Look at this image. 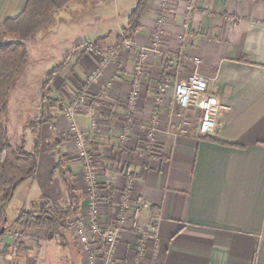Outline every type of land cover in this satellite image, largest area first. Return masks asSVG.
Returning <instances> with one entry per match:
<instances>
[{
	"label": "crops",
	"instance_id": "0c3cea01",
	"mask_svg": "<svg viewBox=\"0 0 264 264\" xmlns=\"http://www.w3.org/2000/svg\"><path fill=\"white\" fill-rule=\"evenodd\" d=\"M137 1L55 0L53 21L36 35L33 46L54 51L66 48L67 57L80 44L102 38H114L113 44L107 46L105 42L104 46L115 47ZM26 3L0 0V27L7 19L19 16ZM173 6L163 28L161 51L183 49L187 57L201 59L199 70L209 79V92L225 107L218 116L217 130L205 136L193 130H175L182 123L188 128L189 122L179 115L173 85L187 80L196 67L190 59L168 61L164 54L153 51L151 35L160 13L159 0H153L140 31L131 40L135 48L123 45L112 53L76 57L53 82L57 91L69 81L74 86L60 101L54 130L49 125L41 129L37 176L42 180L34 183L32 179L31 186L20 194L18 189L14 198L19 194L21 209L34 203L43 205L42 198L53 202L67 198L64 184L55 179L60 175L59 156L55 154H61L82 196V209L85 207L89 198L83 163L73 151L74 141L67 140L70 127L63 118V108L73 102L77 79L83 81L92 66L108 61L104 81L113 80L114 85L102 101V120L95 139L98 162L106 168L98 189L100 199L109 200L115 208L126 188L127 174L136 177L132 198L144 205L142 226L153 229L158 238V249L150 244L151 255L143 264H264V2L180 0ZM142 48L148 49L146 76L133 115L134 131L122 144L119 137ZM164 74L169 75L170 82L164 102L159 104L157 85ZM59 78L63 82L57 86ZM89 89L92 96L98 93L95 87ZM154 116L157 157L143 151ZM77 124L82 132H90L88 116L80 115ZM53 132L56 138L66 139L58 146H62L60 151L48 153ZM25 138L26 132L23 141ZM32 139L34 150L37 139L34 135ZM110 216L113 218V209ZM36 234L48 239L47 231H35L30 236ZM134 240L133 233L124 235L117 250L120 263L136 264L135 251L129 245ZM32 249L34 257H28L32 264H77L72 246L59 248L56 253L41 244ZM26 260L24 256L12 264H27Z\"/></svg>",
	"mask_w": 264,
	"mask_h": 264
},
{
	"label": "rangeland",
	"instance_id": "374dc122",
	"mask_svg": "<svg viewBox=\"0 0 264 264\" xmlns=\"http://www.w3.org/2000/svg\"><path fill=\"white\" fill-rule=\"evenodd\" d=\"M180 0H169L168 1V8L172 5L174 2H178ZM253 3H257V2H261L264 0H251ZM170 3V4H169ZM172 7L170 8V11L172 9ZM170 15H172L170 13ZM170 19V18H169ZM53 21H50V23L43 27L42 29H40L39 32H37L34 36H32L28 41H27V47L30 51V57L28 58V62L27 65L25 66L26 68H24L23 72L21 73L22 75L20 76L18 82L16 83L11 96L8 100L7 103V107H6V123H7V127H8V133H9V137L12 141L13 144L15 145H20V142L23 141L25 132H26V146H27V150L28 151H33L32 149V133L26 129V127L31 124L32 122L36 121L38 118H40L41 116V99H42V85L43 82L47 76V74H49L50 72H52L58 65H60L66 58H67V49L66 48H60L58 50L55 49V51L53 50V48H38L37 46H33L34 43V39L36 38V35L39 33L42 34V31H44L45 29H47V27H49V25H51ZM164 28V26H163ZM161 27H159L158 29H155V31H160ZM123 31V30H122ZM1 35L0 36V44L9 42L13 39H15V36H11V35H6L3 30H1ZM115 34H117L116 32H114ZM122 33V32H121ZM2 37V38H1ZM152 39L154 38L153 35H151ZM109 39V38H108ZM106 41V45H111L113 44L111 41L114 39H111ZM155 39V38H154ZM162 42V40H161ZM81 45V44H80ZM75 50V49H74ZM73 53V51H72ZM93 53V52H91ZM169 54H173L172 52H168ZM180 53V52H179ZM95 54V53H93ZM77 57V56H76ZM75 57V58H76ZM72 65V62H71ZM70 65V66H71ZM137 65V64H136ZM70 66L66 69L68 70L70 68ZM98 67L97 66H92L89 69V73L88 75H85V78H83V81H80L77 79V87H74V89L76 90L75 93V97L73 99V102L69 105V106H65L63 108V118L64 120L68 121L67 119V112L70 109V107L73 105V103L76 101V99H78V96L80 94L83 95V92L86 93V100L84 99V101L82 102L83 105L85 106H89V101H93V103L95 102V100H97L99 97H101L103 95L104 92H108L112 89V86H108L109 83H113V80H109V81H104V77L98 82V84H88V79L89 76L93 73V71ZM65 72V71H64ZM66 75V74H65ZM63 75V76H65ZM71 74H68V76ZM84 75V74H83ZM133 80H134V76L132 79V87H133ZM162 80V79H161ZM57 86L58 84L61 85L63 80L61 78H59L57 80ZM160 83V82H159ZM158 83V84H159ZM74 85L71 83V81H69L66 85L62 86L60 91H57V88L53 87V85L51 84V91H52V96L53 99H58L59 102L61 101V99L65 98V93L66 91H69L72 89ZM95 87L98 91L97 94H95L94 96L88 94L89 92V87ZM85 89V90H84ZM142 89V88H141ZM84 90V91H83ZM141 91V90H140ZM103 97L105 98V95H103ZM94 98V99H93ZM139 100V98H138ZM104 103V102H103ZM102 103V106H103ZM175 103V102H174ZM60 107V104H59ZM138 107V105H137ZM136 107V109H137ZM99 115L101 114V116H99V120L97 122V125L95 128H93L92 126V121L91 119L88 117V119L90 120L91 123V130L90 132L84 133L79 129V126L77 124V118L80 115H85L87 116V112L84 109H79L76 114H75V121H76V125L77 128L80 130L79 132L81 133V136L83 137V139H85L86 137H89L90 139H92L93 141H95V139L98 138V131H99V127H100V121L102 120V109L101 111H98ZM134 113H136L135 111H126V113L124 114V126L123 129L126 127V123L127 120L130 118V116H132V120H133V124H134V119H133V115ZM179 115L182 118L183 121H188L189 122V126L188 128L186 127H182L181 125H178L175 130L177 132H182V131H187V130H193L195 133H197L200 136H203L200 132H199V124H200V115L195 112V110L191 109L190 111H182L181 109L179 110ZM157 116H154V121H152L151 125L152 128L150 127L149 131H148V136H147V140L148 142L145 143L143 145L144 148V152L148 153L149 155L153 156V157H157L159 156V152L156 150V139H155V128L157 126ZM182 121V122H183ZM186 121V122H187ZM70 123V122H69ZM71 124H74V121L71 122ZM185 125V124H184ZM70 127V124H69ZM152 130H154V135L152 134ZM153 135L155 143H153V145H151L150 143V135ZM122 135V134H121ZM132 133L128 134L126 136V140L122 141V144H125V142L131 137ZM54 137V138H53ZM68 141H75V138L77 137L76 134L72 131H69L68 135L66 136ZM65 136H62L60 139L56 138V133L53 132V136L51 137V139L49 140L48 143V153L50 148H52L51 146H54V141L56 142H63L66 139ZM120 139V138H119ZM150 146L151 147V151L148 149V151L146 150V147ZM62 147V146H61ZM61 147H55L56 150L58 149V151H60L62 148ZM88 149L91 151V156L93 158V163L95 164V169L97 168V170H95V177L98 178V183L96 184H91V181L88 180V182L85 179V175L83 174V182L85 184V188L87 189V194H88V200L85 203V207L81 210V213L77 216L74 217L68 221L65 222V225L67 226V230L66 232H63L64 236L62 237L61 235H52L50 233H48V239H40L44 238L45 236H38L37 234L35 236H30V234L34 233L35 231H40V230H28V231H24L18 227H15L12 222H14L19 214V211L24 210V211H34V207L32 206H26L23 209H21L22 205H20V200H19V194L20 192L28 187L31 186V184L33 182H31L32 180L26 181L25 183H28V185L26 184H22L19 187V194L16 196V198H14V202L11 203L9 209H8V213H7V218L8 220H10V224L8 225V230L6 231L5 235L2 236V238H0V264H12V263H16L17 260H21L24 256L26 257V261L27 264H32V260H29L28 257H34V254H32V248L36 249L38 247V245H43L44 248H47L51 253H56L59 248H66L68 246H72V250L74 253V257H76V263L77 264H99V261L102 259V254H103V249H102V244H99L96 239L94 238V236H92V214L90 213V207L91 205L95 206V211H97V218L99 221V224L101 226V228L103 229H109V228H115V227H119L121 229V234H120V239L118 241V245L122 242L123 237L126 233H133L135 235L136 240L132 241L129 243L130 248H133V250L135 251V260H136V264H143L145 259L147 257L145 256H140L139 252H138V247L140 244H143L144 242H147L146 244H148L147 250L148 251V259H149V255L150 254V244H154L153 241H151V239L154 236V230L150 229V230H145L142 226V218H143V214H144V205L143 203L138 200H126V202L130 205L129 208L130 209H126L123 210V203H124V197H132V188L130 190H128V186H129V180H133V184L132 187L136 181V177L133 174H127L126 179H127V184H126V188L123 191V193L121 194V199L119 201L118 207H111L112 203L109 200H101L100 199V195H102L101 190H99V183H100V177L104 174V172H106V168L104 166V164L98 162L97 159V151H94L92 148L88 147ZM57 151V152H58ZM73 151H75V154L77 155L76 151L77 149H75V145L73 146ZM155 153V154H154ZM61 155V154H60ZM64 157V156H63ZM78 157V156H77ZM78 159H80V161L82 162V159L80 157H78ZM98 173V175H97ZM55 179L62 181L61 176L58 175L55 177ZM38 180H42V178H40L39 176H37L36 178H34V183L38 182ZM54 181H51L50 183H53ZM31 183V184H30ZM61 184H64L63 181L60 182ZM73 184H74V179H73ZM28 186V187H27ZM97 186V187H96ZM74 187L76 188L75 184ZM65 188V186H64ZM77 189V188H76ZM65 192H66V188H65ZM111 193V191L109 192ZM67 194V193H66ZM105 195V194H103ZM47 199V198H46ZM52 201V200H51ZM56 203H59L63 206H67L68 205V200L67 198H65L63 200L57 201ZM42 207V209L44 208V204H39L38 205V209H40ZM21 209V210H20ZM113 209V218H110L111 216V212ZM82 211L83 215H82ZM103 212L105 213L103 215ZM102 216L105 217L104 220H102ZM125 217V218H124ZM80 229L82 231V234H80ZM34 231V232H33ZM45 231V230H43ZM88 238L87 241L83 242L81 241V236H84ZM145 235H148V240H145ZM35 239V240H32ZM118 245H117V250H118ZM42 248V246H40ZM40 248V249H41ZM76 253H78V255H76ZM116 261L118 264H123L120 263V261L117 258V251H116Z\"/></svg>",
	"mask_w": 264,
	"mask_h": 264
},
{
	"label": "trees",
	"instance_id": "16d2710c",
	"mask_svg": "<svg viewBox=\"0 0 264 264\" xmlns=\"http://www.w3.org/2000/svg\"><path fill=\"white\" fill-rule=\"evenodd\" d=\"M152 2L153 0L137 1L129 15L128 26L119 34L115 47L104 46L107 38L81 44L60 65L47 74L41 90V116L26 127L37 139L33 151L25 148L26 141H22L20 145L12 143L6 123V107L28 62L27 41L50 23L57 10L56 2L55 0H27L24 11L15 18L7 19L0 27L6 35L15 36V39L0 44V231L3 227H6V231L8 230L10 220L5 221V219L19 187L37 176L42 127L49 125L52 131L54 130L60 102L58 99H53L51 84L71 65L76 56L82 58L91 52L95 54L112 53L123 46L126 41L132 40L134 35L140 31L141 21ZM61 143L55 141L54 145L58 147ZM85 143L94 151H98V144L89 137L85 138ZM51 147L49 152L53 153L56 148ZM55 155L59 156L58 171L66 188L68 205L63 206L42 198L40 202L44 204L43 209L42 207L38 209L39 204L34 203V211H19L12 224L24 231L45 230L54 236L63 237V232L67 230L65 222L81 213L83 199L74 187L71 171L66 169L65 158L60 154ZM4 235L5 233L2 236Z\"/></svg>",
	"mask_w": 264,
	"mask_h": 264
},
{
	"label": "built area",
	"instance_id": "2783aa9c",
	"mask_svg": "<svg viewBox=\"0 0 264 264\" xmlns=\"http://www.w3.org/2000/svg\"><path fill=\"white\" fill-rule=\"evenodd\" d=\"M168 1L169 0H159V16L157 17L155 21V26L152 31L153 37V51L157 54H164V52L161 51V40H162V33H163V26L166 25L170 15V8L172 5L168 8ZM257 1V0H256ZM170 4V3H169ZM161 27L160 31H155V29H158ZM181 41H184V39ZM135 44L130 40L126 41L124 44V48L126 49H132L135 48ZM140 53V59L135 66L134 71V80H133V87L130 92V95L128 97V106L129 111H135L136 107L138 105V98L140 94V90L143 86L144 78L146 76L144 65L146 61V54L148 52V49L142 48ZM180 52V53H179ZM179 52L169 54L165 53L164 56L168 59V61L176 60V61H184L187 59H190L196 69L190 75L187 80H181L176 81L173 85V101L175 104L182 110V111H190L198 110L200 112V124H199V132L205 136L209 134H213L217 128H218V116L221 112V110H224V106L222 105L220 99L214 95H212L209 92V79L199 70V66L202 64V61L200 58H189L187 57L186 53L183 51V49L179 50ZM108 61L101 62L98 67L93 71V73L89 76L88 84H98V82L104 77L105 69L107 68ZM160 83L157 85V91H158V99L157 103L161 104L164 102V95L167 94L168 91V84L170 82L169 75L164 74L161 77ZM113 83H109L108 86H112ZM85 90V89H84ZM83 90V91H84ZM85 92V91H84ZM83 92V95L80 94L78 96V99L73 103V105L68 110L67 119L69 120L70 124V130L76 134V138L74 141L75 149H77L76 153L77 156L82 159L83 163V174L85 175V179L88 182L91 181V184L98 183V178L95 177V164L93 163V158L91 156V151L88 149V146L85 143V139L81 136L80 130L77 128L76 125V119L75 114L79 109H84L87 112V116L92 121L93 128L96 127L97 122L99 120L98 111H101L102 109V101L104 99L103 95H107V92H104L101 97H99L95 102L89 101L90 107L84 106L83 101L86 100V93ZM85 103V101H84ZM74 121V124H71V122ZM126 127L122 130V135H120V141L126 140V136L130 133H133L134 131V124L132 120V116L127 120V123L125 125ZM152 134L154 133V130H152ZM150 135V144L153 145L155 143L153 135ZM148 149L151 151V147L147 146L146 150ZM155 154V153H154ZM98 175V173H97ZM133 180H129V186L128 190L132 188ZM97 187V186H96ZM124 203H123V210H126L129 208V204L126 202V200H133L132 197H124ZM95 206L91 205L90 207V213L92 214V217L94 220H92L91 223V230H92V236L96 239V241L99 244H102L103 254L102 259L99 261V264H118L116 261V251H117V245L118 241L120 239L121 229L119 227L115 228H109V229H103L101 228L98 218H97V211H95ZM127 209V210H128ZM125 218V217H124ZM81 231V229H80ZM82 234V231L80 232ZM88 238L84 236H81L82 243L87 241ZM145 240H148V235H145ZM153 241L155 250L158 249V238L154 234L153 238L151 239ZM147 242H144L143 244H140L138 247V252L140 256H148Z\"/></svg>",
	"mask_w": 264,
	"mask_h": 264
},
{
	"label": "water",
	"instance_id": "95a60500",
	"mask_svg": "<svg viewBox=\"0 0 264 264\" xmlns=\"http://www.w3.org/2000/svg\"><path fill=\"white\" fill-rule=\"evenodd\" d=\"M5 221H8V218L5 219ZM4 233H6V227H3L0 231V236H2Z\"/></svg>",
	"mask_w": 264,
	"mask_h": 264
}]
</instances>
